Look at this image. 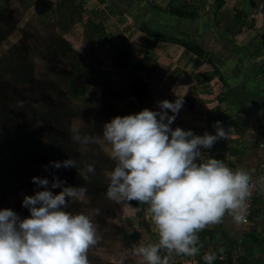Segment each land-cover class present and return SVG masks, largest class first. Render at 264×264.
Instances as JSON below:
<instances>
[{
	"label": "rangeland",
	"instance_id": "obj_1",
	"mask_svg": "<svg viewBox=\"0 0 264 264\" xmlns=\"http://www.w3.org/2000/svg\"><path fill=\"white\" fill-rule=\"evenodd\" d=\"M57 2L0 0V209L28 217L24 196L43 190L32 177L51 182L55 175L66 181L65 187L86 189L84 199H69L65 210L84 213L93 221L97 243L88 250L89 264H141V257L133 255L136 243L125 233H138L145 246L156 244L159 235L146 207L107 198L106 173L115 162L104 150L103 125L145 108L159 111L158 101L175 102V91L181 98L193 94L195 85L213 74L209 64L175 39L210 52L213 64L228 78L249 65L264 84V0H225L220 10L215 0H74L82 17L102 23L104 34L98 39L89 38L81 23L60 31V19L49 12ZM170 8L197 14L181 19L171 16ZM141 25L166 32L168 39L146 35ZM239 57L248 60L247 65ZM142 58L156 65L152 79L132 67ZM68 86L80 91L79 99L67 94ZM200 93L209 95L207 103L224 114L194 119L181 108L171 127L214 135L211 120H219L226 132L222 147L237 156L241 131L256 130L257 118L248 110L242 113L216 76ZM73 128L81 136H99L101 142L76 143ZM214 147L201 149L203 158L212 157ZM66 159H74L77 166L43 167ZM234 160L231 169L238 162ZM87 164L95 166V173L85 181L79 169ZM50 190L58 194L62 189Z\"/></svg>",
	"mask_w": 264,
	"mask_h": 264
},
{
	"label": "clouds",
	"instance_id": "obj_2",
	"mask_svg": "<svg viewBox=\"0 0 264 264\" xmlns=\"http://www.w3.org/2000/svg\"><path fill=\"white\" fill-rule=\"evenodd\" d=\"M175 102L158 101L159 111L148 108L136 114L116 116L103 125L104 150L115 162L106 173V196L117 203L137 201L147 204V212L159 235L156 244H141L133 255L141 264H169L173 252L183 256L200 253L198 233L210 224L220 223L225 214L236 223L245 222L250 176L243 169L233 170L216 158L203 160L201 149H211L226 138L222 123L213 124L215 134L196 135L192 130L173 129L183 99L176 91ZM169 111L172 115H169ZM76 143H100L101 138L81 136L72 129ZM199 161V162H198ZM74 159L50 161V167H76ZM95 166L79 169L86 181ZM38 189L25 195L22 207L29 210L21 218L12 209H0V264H89L88 250L97 243V230L84 214L66 211L68 200L82 201L84 187L64 185L53 175L32 177ZM61 188L56 194L50 190ZM161 249L168 256L161 258ZM215 253H205V264H213Z\"/></svg>",
	"mask_w": 264,
	"mask_h": 264
},
{
	"label": "crops",
	"instance_id": "obj_3",
	"mask_svg": "<svg viewBox=\"0 0 264 264\" xmlns=\"http://www.w3.org/2000/svg\"><path fill=\"white\" fill-rule=\"evenodd\" d=\"M238 59L241 58L239 57ZM243 62L247 65L248 60ZM244 69L238 68L236 74H229V78L224 71H220V73L224 76V80L227 81V85L231 90L240 94L245 88L249 97L255 99L264 111V84L259 80V77L250 70L249 65ZM209 83L210 82H204L201 85H195L196 90L194 93L196 99L194 101L193 110L182 107V109L188 111L194 119H199V116H205L207 119L213 120L217 116L224 114L217 112L219 107H216L213 103H207L206 99L209 98L207 97L209 95L200 93L203 87ZM198 103H200L199 106ZM246 106L247 108L244 110L241 108L243 114H246L245 112L250 108L254 109L256 112L255 105H253L251 101H249ZM258 116L260 117V122H258L256 130L241 131L243 143L239 145L237 156L232 154L231 151L223 149V140H219L215 143L211 157L223 161L229 167L234 163V159H238L233 170L243 169L249 174L250 179L256 180L258 192L253 221L247 227L242 228L241 223H236L232 216L226 213L220 223L210 224L204 229L210 231V234L205 239V246L200 247L199 255L189 257L177 255L173 252L168 256L167 250L161 249L159 255L163 254V257L168 256L169 264H198L199 258L203 260L202 254L204 255L205 253H211L213 251L217 253L220 248L231 245H237L240 256L245 264H264V116L260 114L259 110ZM212 120V123L216 122ZM213 124L211 129L214 130ZM206 132H208V130ZM234 137L236 136L234 135ZM147 222V224L150 225V221L147 220ZM149 225L148 227H152ZM242 229H245V232H243Z\"/></svg>",
	"mask_w": 264,
	"mask_h": 264
},
{
	"label": "trees",
	"instance_id": "obj_4",
	"mask_svg": "<svg viewBox=\"0 0 264 264\" xmlns=\"http://www.w3.org/2000/svg\"><path fill=\"white\" fill-rule=\"evenodd\" d=\"M225 4V0H215V9L220 10L223 5ZM80 6L74 4V0H58L56 7L49 12L56 15L60 19V23L58 25V29L62 32H67L69 28L75 23H81L86 31V34L89 38H100L104 34V28L101 22H96L89 17H82L79 13ZM168 13L171 16L181 18V19H192L196 16V12L194 11H185V10H178L176 8H170ZM140 31L145 33L146 35H150L153 37H163L164 39H168L165 34H161L158 31L152 30L144 25L140 26ZM176 44L182 46L186 51L190 52L194 56L198 57L201 60H204L207 64H209L213 70V74L207 75L204 77V82H210L213 80L214 76L218 77L219 81L224 85L227 86L226 81L224 80L223 76L221 75L220 71L218 70L217 66L213 64L212 56L210 52L202 49L199 45L192 44L189 42H184L182 40L175 39ZM134 70L140 71L144 74L145 78L152 79L155 74L156 65L149 62L146 58H142L133 66ZM74 80V77L71 78ZM67 94L73 99H79L81 93L79 90H76L72 86H68L66 89ZM128 96L129 93H127ZM181 99H183V107H187L189 110L194 109V101H195V94L193 93H186ZM133 205L137 207H146L148 208L147 204H141L137 201H133ZM125 233V232H124ZM210 234V231L203 230L201 231L199 236L200 247L205 246V239ZM124 237L126 239H130L136 243V246L139 247L141 244L139 242L140 235L138 233L132 232V234L125 233ZM158 243V242H156ZM215 253L216 252H211ZM161 254V258H163ZM203 256V254H202ZM198 264H205L201 258L198 260ZM216 264V261L213 262Z\"/></svg>",
	"mask_w": 264,
	"mask_h": 264
},
{
	"label": "built area",
	"instance_id": "obj_5",
	"mask_svg": "<svg viewBox=\"0 0 264 264\" xmlns=\"http://www.w3.org/2000/svg\"><path fill=\"white\" fill-rule=\"evenodd\" d=\"M205 158L209 157H204ZM258 185L255 179H250V195L246 200L247 211L245 214V222L241 223L242 228L247 227L254 219ZM245 232V229H242ZM216 264H245L240 256L237 245L223 247L216 256Z\"/></svg>",
	"mask_w": 264,
	"mask_h": 264
},
{
	"label": "flooded vegetation",
	"instance_id": "obj_6",
	"mask_svg": "<svg viewBox=\"0 0 264 264\" xmlns=\"http://www.w3.org/2000/svg\"><path fill=\"white\" fill-rule=\"evenodd\" d=\"M241 60V59H240ZM240 62H243L242 60ZM226 81V80H225ZM227 83V81H226ZM227 88L231 94V96L233 98H235V100L238 102V104L241 106V108L246 109L247 108V103L249 101H251L253 103V105H255V108H256V112L254 109L250 108L248 109L249 112H251V114L253 116H255V118H257L258 122H260V117L258 116V110L260 112L261 115L264 116V111L262 110V107L260 105H258L257 101L255 99H251L248 95V92H246V89L244 88L240 94H238L237 92L231 90L228 85H227Z\"/></svg>",
	"mask_w": 264,
	"mask_h": 264
},
{
	"label": "water",
	"instance_id": "obj_7",
	"mask_svg": "<svg viewBox=\"0 0 264 264\" xmlns=\"http://www.w3.org/2000/svg\"><path fill=\"white\" fill-rule=\"evenodd\" d=\"M152 30H155L154 28H151ZM163 34H166V32H164ZM222 75V74H221ZM223 76V75H222ZM224 78V76H223ZM263 102H264V95H263Z\"/></svg>",
	"mask_w": 264,
	"mask_h": 264
}]
</instances>
